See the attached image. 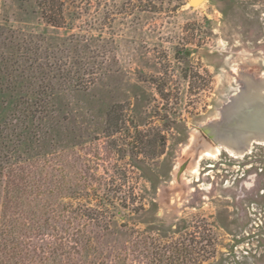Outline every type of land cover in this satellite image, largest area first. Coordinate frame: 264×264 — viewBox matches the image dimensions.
Instances as JSON below:
<instances>
[{"label":"rangeland","instance_id":"obj_1","mask_svg":"<svg viewBox=\"0 0 264 264\" xmlns=\"http://www.w3.org/2000/svg\"><path fill=\"white\" fill-rule=\"evenodd\" d=\"M258 81L264 0H0V264H264Z\"/></svg>","mask_w":264,"mask_h":264},{"label":"water","instance_id":"obj_2","mask_svg":"<svg viewBox=\"0 0 264 264\" xmlns=\"http://www.w3.org/2000/svg\"><path fill=\"white\" fill-rule=\"evenodd\" d=\"M200 131L208 144L215 147L224 141L235 149L248 150L254 143L264 142V81L244 85L223 107L222 119L201 127Z\"/></svg>","mask_w":264,"mask_h":264},{"label":"bare ground","instance_id":"obj_3","mask_svg":"<svg viewBox=\"0 0 264 264\" xmlns=\"http://www.w3.org/2000/svg\"><path fill=\"white\" fill-rule=\"evenodd\" d=\"M193 3L197 4L198 2L202 1V0H191ZM261 144H264V142H258ZM205 146V145H204ZM218 148H223L224 150L228 151L231 155L237 157V156H243L244 154L248 153L250 151V148L248 150H242V149H235L234 146H232L231 144L225 143L224 141H222V145L220 146H208L205 151L202 153V155H216L219 150ZM202 155L200 156V158L202 157Z\"/></svg>","mask_w":264,"mask_h":264}]
</instances>
